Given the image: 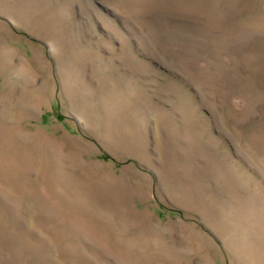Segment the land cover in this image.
Returning <instances> with one entry per match:
<instances>
[{"label": "rangeland", "instance_id": "1", "mask_svg": "<svg viewBox=\"0 0 264 264\" xmlns=\"http://www.w3.org/2000/svg\"><path fill=\"white\" fill-rule=\"evenodd\" d=\"M0 264H264V0H0Z\"/></svg>", "mask_w": 264, "mask_h": 264}, {"label": "bare ground", "instance_id": "2", "mask_svg": "<svg viewBox=\"0 0 264 264\" xmlns=\"http://www.w3.org/2000/svg\"><path fill=\"white\" fill-rule=\"evenodd\" d=\"M188 194V193H187Z\"/></svg>", "mask_w": 264, "mask_h": 264}]
</instances>
